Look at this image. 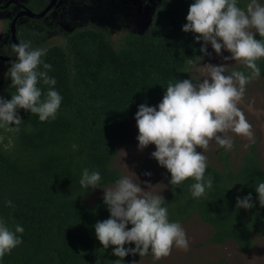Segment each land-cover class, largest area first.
I'll return each instance as SVG.
<instances>
[{
	"label": "trees",
	"instance_id": "obj_1",
	"mask_svg": "<svg viewBox=\"0 0 264 264\" xmlns=\"http://www.w3.org/2000/svg\"><path fill=\"white\" fill-rule=\"evenodd\" d=\"M191 2L164 0L147 29L124 33L118 47L109 29L82 27L68 34L66 44L45 48L42 59L53 66L48 72L63 99L55 119L40 121L37 114L18 109L23 123L0 127V217L24 227L22 243L0 258V264H117L115 246L104 249L93 227L109 216L103 193L87 203L84 197L92 188L80 185L81 172L85 167L98 170L102 186L113 183L121 172L112 162L129 139L128 120L137 106L158 104L169 81H196L189 69L205 56L200 51L203 42L194 39L198 34L182 31ZM37 3L29 0L27 7L40 12L48 1ZM246 4L239 0L240 7ZM256 38H261L258 33ZM256 62L264 79V57ZM233 68L249 71L242 63ZM14 91L5 74L2 97L10 99ZM217 156L220 165L207 162L205 170L213 185L200 197L191 194L193 178L169 184L170 173L159 165L167 183L163 197L169 219L182 223L198 215L213 228L208 242L232 239L247 251L256 237L264 236V206L254 188L264 181V167L253 141L235 168L228 150L217 146ZM249 192L253 207L237 209V196ZM150 255H126L124 264ZM216 264L228 263L221 258Z\"/></svg>",
	"mask_w": 264,
	"mask_h": 264
},
{
	"label": "clouds",
	"instance_id": "obj_2",
	"mask_svg": "<svg viewBox=\"0 0 264 264\" xmlns=\"http://www.w3.org/2000/svg\"><path fill=\"white\" fill-rule=\"evenodd\" d=\"M182 31L198 34L194 39L203 42L200 51L204 55H211L207 50L209 45L217 55H222L223 49L230 53L222 56L224 61L242 63L249 70L229 71V63H207L205 78L195 82L191 78L169 81L158 104L137 106L134 119L138 149L154 144L150 155L170 173L169 184L180 185L191 177L194 181L190 184L191 194L200 197L213 185L212 178L205 176L207 159L201 149H206L213 140L218 147L230 149L229 132L249 139L253 136L252 125L238 105L245 86L260 76L256 61L264 57V0H248L244 8L239 6V0H192ZM257 33L261 38H256ZM7 47L8 55L15 59L10 62L6 76L10 77L15 91L10 99L0 96V127L20 126L23 121L18 109L37 114L40 121L55 119L63 97L54 87L56 78L48 72L53 66L42 59L46 50L34 47L30 39H21ZM38 84L48 87L42 89ZM133 173L135 179L121 175L112 186L103 187L98 170L82 169L81 186L103 189L109 216L93 226L103 248L115 246L112 253L118 257L117 264L129 254L151 252L159 258L168 255L173 246L187 249L186 232L179 221L169 219L161 192L149 190L152 184L141 182ZM141 183L146 187H141ZM254 188L259 205L264 206V181ZM5 204L11 206L12 201L6 200ZM251 207V192L237 196V209ZM23 232L21 224L9 225L0 217V258L22 243ZM127 244L134 247H125Z\"/></svg>",
	"mask_w": 264,
	"mask_h": 264
},
{
	"label": "rangeland",
	"instance_id": "obj_3",
	"mask_svg": "<svg viewBox=\"0 0 264 264\" xmlns=\"http://www.w3.org/2000/svg\"><path fill=\"white\" fill-rule=\"evenodd\" d=\"M29 0H0V54L8 55L10 48L7 45L11 40L10 25L16 13L28 6ZM42 0H36L37 4ZM48 3L50 0H47ZM164 0H56L49 12L41 17L33 18L20 16L16 20V34L19 40L31 39L34 47L46 48L50 44H66L67 36L74 29L82 27H95L109 29L110 37L118 47L121 36L126 32L142 33L150 25L155 9ZM248 2V0H247ZM31 9H34L31 7ZM31 19H39L35 23ZM23 30V31H22ZM22 31V32H20ZM22 33V34H21ZM210 56L205 55L190 64V73L196 81L208 75L207 63H229V71L239 62L224 61L222 56L230 53L222 49V55H217L211 46H208ZM8 60L0 59V96L4 75L10 66ZM247 121L252 125L253 136L248 137L227 133L232 137V147L228 149L230 161L235 168L240 157L248 148L249 142H255L259 153L261 166L264 167V79L257 77L246 86L244 95L238 105ZM130 136L128 141L119 146L113 159L112 166L120 169L121 175L137 174L140 181H148L149 190L167 191V183L157 161L150 153L155 149L154 144H149L142 150L138 149L136 136L138 128L134 115L129 118ZM200 151V149H197ZM207 162L216 166L220 165L217 156V144L210 141L206 149H201ZM133 171V172H132ZM150 172V176L144 175ZM113 183L103 185L110 187ZM141 187H146L141 183ZM103 193L101 187L92 188L84 199L91 204L95 198ZM189 244L187 249L173 246L166 256L155 258L152 255L139 257L133 261L135 264H216L221 258L228 264H264V236H258L254 244L247 251L239 249L237 244L229 239L222 244L208 242L212 233V226L204 222L198 215H192L181 223ZM132 262V261H131ZM130 264V262L128 263Z\"/></svg>",
	"mask_w": 264,
	"mask_h": 264
},
{
	"label": "water",
	"instance_id": "obj_4",
	"mask_svg": "<svg viewBox=\"0 0 264 264\" xmlns=\"http://www.w3.org/2000/svg\"><path fill=\"white\" fill-rule=\"evenodd\" d=\"M55 1L56 0H50V2L40 12H33L27 6H23V8L16 13V15L14 16V19L11 22V25H10L11 40L13 42L19 41V39L16 36V20L18 17L23 16V15H27V16L33 17V18L41 17V16L45 15L46 12L49 11L53 7V5L55 4ZM0 59L12 61L15 59V57L0 54Z\"/></svg>",
	"mask_w": 264,
	"mask_h": 264
},
{
	"label": "flooded vegetation",
	"instance_id": "obj_5",
	"mask_svg": "<svg viewBox=\"0 0 264 264\" xmlns=\"http://www.w3.org/2000/svg\"><path fill=\"white\" fill-rule=\"evenodd\" d=\"M29 8V7H28ZM23 16H27V15H23ZM27 17H29V16H27ZM16 36H17V34H16ZM18 38V37H17Z\"/></svg>",
	"mask_w": 264,
	"mask_h": 264
}]
</instances>
